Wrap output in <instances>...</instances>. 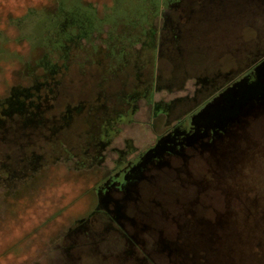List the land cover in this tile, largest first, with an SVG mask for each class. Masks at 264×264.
Masks as SVG:
<instances>
[{"label": "rangeland", "instance_id": "374dc122", "mask_svg": "<svg viewBox=\"0 0 264 264\" xmlns=\"http://www.w3.org/2000/svg\"><path fill=\"white\" fill-rule=\"evenodd\" d=\"M57 1L0 0V100L48 84L36 140L0 150L42 155L0 170V264H264V0ZM58 17L90 19L65 60Z\"/></svg>", "mask_w": 264, "mask_h": 264}, {"label": "trees", "instance_id": "16d2710c", "mask_svg": "<svg viewBox=\"0 0 264 264\" xmlns=\"http://www.w3.org/2000/svg\"><path fill=\"white\" fill-rule=\"evenodd\" d=\"M55 3H56V6L54 10L52 12H48L47 15L55 14V12L57 11L58 1L55 0ZM81 5L85 7H90L89 4H84L82 2H81ZM54 17L57 19L56 16H53V18ZM89 21L90 19L87 17H82V19L80 20L70 19L66 22L64 21V18H62V20L59 18V23L62 26L64 25V27H62V29L60 28L61 30L59 31V35L62 36L60 45L58 46V48H56L55 46L52 48L54 49V53L59 56H60V53L62 54L66 53L67 47L63 46L62 41L69 38V35L67 34L68 33L67 31L69 30L68 27H72V29L74 30V33H76V38L78 40L80 39L85 40L87 38L86 37L87 34H90L91 36V33H92L91 31L84 30L85 27H87L86 24H88ZM65 35L66 36L68 35V37L64 38ZM56 42H58V40H56ZM63 50H64V53L61 52ZM63 59L65 60V58ZM63 66L65 67V65ZM57 71L58 69L54 65L53 68L49 72L50 74L52 73L56 74ZM255 79L257 80V78L252 79L253 84L251 87L245 84H242L241 86H239V84H236L238 91H241V90H244V91L251 90L252 92L256 91L257 88L255 86ZM43 83L45 86L42 85L41 83H38L34 87L27 88V89L13 87L10 89L9 95L6 98L0 100V128H2V130L4 129L3 136L1 137L2 140H0V150L3 153L7 152L10 155L11 148L15 149V146H19L20 143L22 142V139H24V136H27V133L29 132L31 133V131L28 129L34 130V133L32 135H34L33 140H36L35 136L37 135L35 134L39 133V128H41L42 126V122L38 116V113L40 112L38 111L39 110L41 111L42 108L45 107L44 105H42L43 100L40 99V95H38L36 92L38 89H40V87L48 86L47 82H43ZM25 112L28 116H31V117H27ZM12 134L14 137H16L15 138L16 140H12L11 138H8V136L11 137ZM30 135L31 134H29V136ZM36 142L37 141H34L35 144ZM19 150L20 149L16 148L17 153L19 152ZM14 152L15 150L12 152V155H14L13 154ZM34 153L31 152L28 155V158L26 157L23 158L21 156L19 158H14V159L10 158L11 160L9 161V165L2 166L5 169H0V170L1 171L3 170L2 172H5L6 175L13 176V174L16 172V169L21 170V168H17V166L15 167V165H21L22 168L25 166L29 167L30 165H32V167L30 166L31 167L30 170L33 172L35 170L33 169V167L34 166L39 167L41 164L40 161L42 159V155L40 153L39 154H34ZM110 219L112 220L111 217ZM82 223H84V221L80 219L76 221L74 225L75 224L82 225Z\"/></svg>", "mask_w": 264, "mask_h": 264}, {"label": "flooded vegetation", "instance_id": "af4514ba", "mask_svg": "<svg viewBox=\"0 0 264 264\" xmlns=\"http://www.w3.org/2000/svg\"><path fill=\"white\" fill-rule=\"evenodd\" d=\"M242 85V84H241ZM240 84H239V86H241ZM238 86V87H239ZM237 91H238V88L236 89L235 88V86L234 87H232V86H228V87H226L223 91H222V95H229V94H231V93H234L235 92V95H236V93H237ZM214 98V97H213ZM214 100V99H213ZM212 106H213V108H215L216 107V105L215 104H211ZM152 106H153V108L156 110V104L155 103H153L152 104ZM231 106V104H229V107ZM233 106V105H232ZM131 108V107H130ZM129 111V114H128V116H127V119L129 118V117H131L132 116V113H133V109L131 108L130 110H128ZM38 112H40V111H38ZM209 112V111H208ZM211 112H213V111H211ZM210 115H211V113H209ZM213 115V117H211V118H208L209 120H207L208 122H209V126H208V130H209V132H213L214 133V127L218 124L217 122L220 120L219 118H221V117H216L217 115L215 114V113H213L212 114ZM38 116H40V113H38ZM209 116V115H208ZM207 117V116H206ZM43 126V125H42ZM41 126V127H42ZM116 127V125H115V123L113 124V125H111L109 128H108V130H107V132H104L105 134H103L102 135V137H101V141L99 142V143H97V144H95V143H93V144H95L94 145V149H95V147H96V157L95 158H97L98 157V155H99V152H98V150H97V145L98 146H103V145H105L106 143H107V141H109V139L112 137V136H114L115 134H116V130L114 131V128ZM193 133L192 134H190V138L192 137V139L194 138V140L195 139H197V137L199 136V133H200V131H198V130H194V131H192ZM109 133V134H108ZM187 136H189V135H186V134H184L180 139H177V140H174L173 138V140L174 141H172V140H169V138L167 139V145H161V143H159V145L157 146V149L160 151L158 154H156L154 157H153V160H148V158L146 159L147 161H145L144 163H143V165H139L137 168H135V170H136V172L135 173H133V174H131L132 176L133 175H135V174H137V175H135L136 177H140L141 176V174H142V172H144V170H149V168H151V165H155V163L157 164V162L156 161H159V163H164V164H166V158H167V154H179V155H183V149H184V143H185V138L187 137ZM198 139H199V137H198ZM166 141V140H165ZM177 147V148H176ZM178 150V151H177ZM100 157V156H99ZM94 158V157H93ZM154 160H156V161H154ZM155 162V163H154ZM158 165V164H157ZM141 168V169H140ZM108 191V190H107ZM106 191V192H107Z\"/></svg>", "mask_w": 264, "mask_h": 264}]
</instances>
